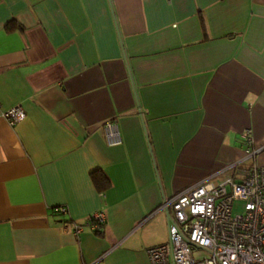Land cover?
<instances>
[{"label": "crops", "instance_id": "crops-1", "mask_svg": "<svg viewBox=\"0 0 264 264\" xmlns=\"http://www.w3.org/2000/svg\"><path fill=\"white\" fill-rule=\"evenodd\" d=\"M263 163L264 0H0V264H152L165 198Z\"/></svg>", "mask_w": 264, "mask_h": 264}, {"label": "built area", "instance_id": "built-area-1", "mask_svg": "<svg viewBox=\"0 0 264 264\" xmlns=\"http://www.w3.org/2000/svg\"><path fill=\"white\" fill-rule=\"evenodd\" d=\"M4 116L15 124L25 110L16 104ZM103 128L109 144L120 141L116 123ZM246 142L245 154L251 156L257 150ZM238 197L247 199V207L233 215ZM165 206L170 209L168 239L147 249L152 264H264V163L250 165L239 178L197 181L173 194ZM104 221L103 211L89 218L96 231ZM81 231L82 224L75 223L74 233Z\"/></svg>", "mask_w": 264, "mask_h": 264}, {"label": "rangeland", "instance_id": "rangeland-1", "mask_svg": "<svg viewBox=\"0 0 264 264\" xmlns=\"http://www.w3.org/2000/svg\"><path fill=\"white\" fill-rule=\"evenodd\" d=\"M247 203H248L247 199L243 197H238L237 199H235L232 208L233 215L242 214L246 210Z\"/></svg>", "mask_w": 264, "mask_h": 264}, {"label": "trees", "instance_id": "trees-1", "mask_svg": "<svg viewBox=\"0 0 264 264\" xmlns=\"http://www.w3.org/2000/svg\"><path fill=\"white\" fill-rule=\"evenodd\" d=\"M95 183L99 188H104L107 184V181H105L104 178H100L99 180L95 178Z\"/></svg>", "mask_w": 264, "mask_h": 264}, {"label": "water", "instance_id": "water-1", "mask_svg": "<svg viewBox=\"0 0 264 264\" xmlns=\"http://www.w3.org/2000/svg\"><path fill=\"white\" fill-rule=\"evenodd\" d=\"M164 209H165V213H166V216L168 218V221H169V218H170V209H169L168 206H165Z\"/></svg>", "mask_w": 264, "mask_h": 264}, {"label": "bare ground", "instance_id": "bare-ground-1", "mask_svg": "<svg viewBox=\"0 0 264 264\" xmlns=\"http://www.w3.org/2000/svg\"><path fill=\"white\" fill-rule=\"evenodd\" d=\"M173 196V195H172ZM172 196H170L169 198H165V200L163 201V203L165 202V201H168ZM162 203V204H163Z\"/></svg>", "mask_w": 264, "mask_h": 264}]
</instances>
